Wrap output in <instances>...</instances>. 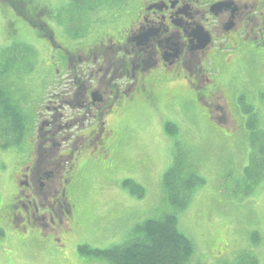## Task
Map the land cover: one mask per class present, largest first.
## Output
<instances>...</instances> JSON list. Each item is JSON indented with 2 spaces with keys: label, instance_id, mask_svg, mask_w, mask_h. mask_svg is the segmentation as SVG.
<instances>
[{
  "label": "rangeland",
  "instance_id": "rangeland-1",
  "mask_svg": "<svg viewBox=\"0 0 264 264\" xmlns=\"http://www.w3.org/2000/svg\"><path fill=\"white\" fill-rule=\"evenodd\" d=\"M71 1L25 0V5L26 11L30 12L46 8L56 14L62 10L61 23L64 24V10ZM102 2V7L93 5L89 11L92 25L83 24L85 34L73 40L65 28H45L46 32L42 34L38 30L40 22H26L8 3L0 0V70L10 47L25 44L35 51L30 60L32 69L22 68L19 74L9 73L1 79L13 103L26 117L27 134L36 132L41 126L49 129L52 126L45 123L46 114L38 117L48 95L49 101L57 106L61 101L70 100L77 91L69 84L72 64L61 66L64 53L81 51L84 44L103 35L118 36L124 29L122 25L134 20L140 12V0ZM99 9L103 10L102 15L96 13ZM42 16L43 21H48L47 13ZM221 19L227 24L230 16ZM237 27H241V23ZM244 48L236 52L237 59H229V66L217 55L213 58L214 63L210 61L207 70L201 72L195 71V64L186 68L182 62L165 68L163 71L167 76L157 78L156 95L151 90L139 92L142 75L137 74V79L131 77L134 82L125 97L126 104L120 107L126 111L112 122L109 119L97 131L114 129V134L109 135L104 145L106 149L111 146L109 151L101 154L93 150L86 142L88 139L74 142L73 151H79L74 158L79 165L66 187L75 211L69 207L73 212L70 223L62 221L58 214L57 222L52 226L54 231L48 225L51 217L45 215L50 213L48 210H42L40 216L43 217L38 220L33 218L37 212L29 205L24 214L18 215L16 195L18 192L20 196L28 194L26 201L36 199L40 205H46L52 199L57 192L55 189L58 190L66 178L65 168L59 167L64 163L57 160V147L37 148L40 157L33 160L35 166L28 175L27 190H21L13 173L16 164L9 162L15 151L22 154L26 150L30 137L25 143L22 141L2 150L0 264H110L104 257L82 254L79 247L87 245L104 251L124 246L136 237L139 225L175 212L176 228L194 245L187 264H264V173L254 183L245 172L253 153L250 124L255 117L258 129L264 131V46L256 51L258 56L246 61L241 60ZM212 49L221 51L224 59L232 53L235 55L231 47L214 45ZM153 53L150 49L146 55L155 58ZM106 59L113 60L112 54H107ZM81 60L85 62L84 58ZM101 62V69L110 73L109 63ZM156 63L158 67L159 62ZM78 67L81 66L78 64ZM56 71L62 75L61 81L56 79ZM149 71L145 70L146 74ZM99 74L105 81V74ZM76 78L81 85L88 86L87 75L80 73ZM113 84L112 76L106 79L107 87ZM57 88L60 90L56 91ZM99 90L105 97L109 95L108 89L101 87ZM53 94L55 98L60 95L56 98L59 102L51 99ZM92 94L98 93L93 91ZM135 97L134 106L128 107V101ZM76 98L83 103L86 101L85 95L80 93ZM80 120L58 123L62 135L58 140L67 142L68 130L78 129ZM83 126L90 127V124L86 121ZM52 136L41 132L39 139L48 145L52 143ZM178 169L202 180L182 210L176 209L165 183L167 175ZM46 174L53 177L41 190L37 180L48 177ZM34 220L37 221L36 230H33ZM46 234L50 236L46 238ZM56 240L61 242V253L46 257L44 249H51Z\"/></svg>",
  "mask_w": 264,
  "mask_h": 264
},
{
  "label": "flooded vegetation",
  "instance_id": "flooded-vegetation-1",
  "mask_svg": "<svg viewBox=\"0 0 264 264\" xmlns=\"http://www.w3.org/2000/svg\"><path fill=\"white\" fill-rule=\"evenodd\" d=\"M140 3L138 16L134 20L124 23L122 25L124 29L118 36L109 38V36L103 35L100 39L88 43L86 48L81 51L76 53L66 51L64 53L61 66L68 67L72 64V69H70L72 81L69 84L77 88L76 93L70 97V100L61 102L56 99L60 98V95L56 98L54 94L51 95L52 100L59 102L57 106L55 102L49 101L50 95H48L40 107L41 111L38 117L40 119L43 113L46 114L45 123L52 126L50 129L41 126L29 136L31 142L27 144L26 150L22 154L15 151L11 156L9 163L16 164L14 171L23 169L16 177L20 182L19 186L21 190H27L29 187L28 175H31L34 170L33 166H35L33 160L36 161V158L40 157L37 148L45 150L49 146V150L51 145L57 147L59 151L57 160L64 163L59 167L65 168L66 178L61 181L59 189H55L57 192L52 195V199L46 203L50 212L48 215L51 217V223L48 225L53 231L52 226L54 227L56 224L54 222H57L58 214H61L62 221H67L70 215H73L69 207L75 211L69 201L68 187H66L68 184L70 185L72 174L79 165L74 158V155L79 153V151H73L74 142L88 139L86 142L93 150L96 149L101 154L109 151L111 146L106 149L104 145L109 135L114 134V129L111 128L105 132L97 131L101 125L107 124L109 119L112 122L126 111L120 107L126 104L124 103L125 97L134 82L131 77L136 78L137 74L143 76V83L139 85L141 76L137 81L140 93L142 91V94L147 93L149 90L155 93L158 87L157 78L167 76L163 70L177 62H182L186 68L194 67L195 64L196 70H194L201 72L207 70L208 63H214L213 58L217 55L229 66V59H237L236 52L243 47L245 48L241 60L246 61L258 56L256 51L264 46V0H214L212 2L210 0H140ZM26 10L27 20L32 24L40 22V29L43 32H46L45 28L57 30L52 17H49L48 21L42 20L43 13H46L45 8L34 9L32 12ZM228 14L230 21L225 24V20L221 18H226ZM119 21L120 19L117 22ZM238 23H241L242 28L237 27ZM214 45L221 48L231 47L235 50V55L232 53L228 59H224L221 51H213ZM150 49L154 50L155 58L146 55ZM247 52L248 54H246ZM107 54H112L114 61H107ZM81 58H84L85 62ZM195 60L197 63H194ZM101 61L109 63L110 73L101 69L99 65L102 64ZM156 62H159L158 67ZM78 64L81 67H78ZM202 66L205 68L203 69ZM219 67L221 69V66ZM95 68L97 69L94 73ZM148 69L150 71L146 74L145 70ZM99 72L104 73L106 79L112 76L114 84L107 87L106 79L103 81ZM130 72L131 76H128ZM80 73L88 76L87 87L78 82L76 76ZM62 78V75L56 71V79L61 81ZM101 87L104 90L108 89L109 97L103 95L99 90ZM59 90L56 89V91ZM93 91L98 94L93 96ZM77 93L85 95V103L76 98ZM135 99L136 97L128 101V107L134 106ZM78 118H81V124L78 129L68 130L67 142L58 140L59 137H62L60 135L61 127L58 123ZM86 121L90 127L83 126ZM41 132L54 135L51 138V144L45 145L44 141L39 139ZM98 135L102 137L98 139ZM88 152L90 151H86V153ZM20 166L22 167L20 168ZM46 175L48 177L37 180V186L41 190H44L47 181L53 177H49V174ZM16 196L18 197L16 212L18 215L19 213L24 214L25 209L28 210V201L25 200L28 194L20 196L18 192ZM55 231L57 232L56 228Z\"/></svg>",
  "mask_w": 264,
  "mask_h": 264
},
{
  "label": "trees",
  "instance_id": "trees-1",
  "mask_svg": "<svg viewBox=\"0 0 264 264\" xmlns=\"http://www.w3.org/2000/svg\"><path fill=\"white\" fill-rule=\"evenodd\" d=\"M10 1L8 0L11 4H8L17 10L19 16L29 22L25 17L24 2ZM102 1L104 0H72L64 10L65 17H69L70 22H74L80 16L87 17L93 5L99 7L97 4L103 3ZM61 21L62 18H60ZM70 26L72 27L71 24ZM68 29L73 31L69 27ZM16 53H21L20 57ZM34 54L32 47L24 44L10 47L4 57V65L0 70V148L10 145L13 141H19L27 132L26 117L22 116L17 104L13 103L1 79L9 73L19 74L22 68L32 69L30 60ZM250 125H253L254 131L253 153L250 165L245 168V172L256 183L264 173V132L257 130V120L251 122ZM201 182L199 177L193 174L186 175L182 169L172 171L167 175L165 183L177 210L186 207L190 194ZM193 252L192 241L176 228L175 212L163 219H149L139 225L137 235L130 243L95 252L94 255L108 259L111 264H187Z\"/></svg>",
  "mask_w": 264,
  "mask_h": 264
}]
</instances>
